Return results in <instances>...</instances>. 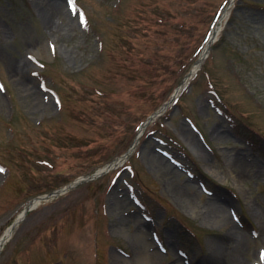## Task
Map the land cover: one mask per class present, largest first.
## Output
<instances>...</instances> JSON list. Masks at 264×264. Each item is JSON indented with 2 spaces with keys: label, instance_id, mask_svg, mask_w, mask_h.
<instances>
[{
  "label": "rangeland",
  "instance_id": "rangeland-1",
  "mask_svg": "<svg viewBox=\"0 0 264 264\" xmlns=\"http://www.w3.org/2000/svg\"><path fill=\"white\" fill-rule=\"evenodd\" d=\"M48 1L0 0V237L29 200L123 154L221 29L131 157L29 210L0 264H137L138 237L162 253L151 233L167 250L155 264H195L223 240L213 202L235 212L219 219L236 226L240 264H264V0L227 16L229 0H78L86 22Z\"/></svg>",
  "mask_w": 264,
  "mask_h": 264
},
{
  "label": "bare ground",
  "instance_id": "bare-ground-1",
  "mask_svg": "<svg viewBox=\"0 0 264 264\" xmlns=\"http://www.w3.org/2000/svg\"><path fill=\"white\" fill-rule=\"evenodd\" d=\"M230 1L232 2L234 0H230ZM57 8L61 9L60 2L57 1V0H49L47 2V8H44V9H47L48 12L49 11L53 12V11L57 10ZM223 16H225V14H223ZM215 31H217V28L214 30V33H215ZM210 41H211V39H210ZM206 49H207V47L205 46L203 51H202V54L200 56V59L197 61V63L194 65L193 68H195L198 65V63H200V61L202 59H204V56H205V53H206ZM187 81H188V78L184 79V81H183V83L181 85L182 88L185 86ZM29 88H31V87H29ZM29 88H28V90L31 91ZM33 94L35 95L34 91H33ZM236 163H240V159H237ZM171 189L174 191L173 187H171ZM175 194H177V193H175ZM185 199L188 200L187 198H185ZM221 205L219 203H216V202L215 203L214 202L213 203H209V207L205 208L203 211L205 213V216L213 219L215 223H220L223 227L224 226L226 227L225 231L221 232V234L219 236L223 240H219L220 244H218V245L216 244V247L213 248V250L211 251L210 256L207 255V254L203 255L202 257L197 259L196 264H222V258L220 259V257H222V256L219 255V250L221 249L220 251L223 252L226 249L228 250V248L231 249L227 253L228 254V259H229V261H231V264H240V261H239L238 257L236 256V248L235 249L232 248V246L235 247V243H237L236 240H233V238L236 236V233L238 231L236 230L235 225L230 223L229 220H226L225 218H223V220L219 219L220 210L222 211L223 214H228V211H229L227 209H223V205L222 206ZM259 211H261V210H259ZM259 217H260L259 221H260L261 230H263V232H264V210L260 214ZM146 224L147 223H142L141 224V227L139 228V232H141V230L144 229V226H146ZM11 232L12 231L10 229H7L5 231V233L3 235V239L0 242V250H1V245H4V243L9 239ZM139 236H142V234L139 233ZM138 242L142 245V249H143V243L140 241V237H138ZM142 249H139V252H137V250H135L136 254L138 253L136 255L137 264H155L156 260H153L154 258H157V257L159 258L160 256L161 257L164 256V255L158 254L156 252V253L153 254V258H152L150 253L142 251Z\"/></svg>",
  "mask_w": 264,
  "mask_h": 264
},
{
  "label": "snow or ice",
  "instance_id": "snow-or-ice-1",
  "mask_svg": "<svg viewBox=\"0 0 264 264\" xmlns=\"http://www.w3.org/2000/svg\"><path fill=\"white\" fill-rule=\"evenodd\" d=\"M80 19H81V22H83V17H81ZM0 171H2V169H0Z\"/></svg>",
  "mask_w": 264,
  "mask_h": 264
},
{
  "label": "water",
  "instance_id": "water-1",
  "mask_svg": "<svg viewBox=\"0 0 264 264\" xmlns=\"http://www.w3.org/2000/svg\"><path fill=\"white\" fill-rule=\"evenodd\" d=\"M56 192H59V191H56Z\"/></svg>",
  "mask_w": 264,
  "mask_h": 264
}]
</instances>
